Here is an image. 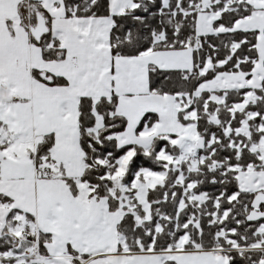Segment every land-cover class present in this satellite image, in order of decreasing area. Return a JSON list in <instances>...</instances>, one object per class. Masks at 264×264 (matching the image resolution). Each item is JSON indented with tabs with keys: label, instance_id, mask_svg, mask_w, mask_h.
<instances>
[{
	"label": "snow or ice",
	"instance_id": "snow-or-ice-1",
	"mask_svg": "<svg viewBox=\"0 0 264 264\" xmlns=\"http://www.w3.org/2000/svg\"><path fill=\"white\" fill-rule=\"evenodd\" d=\"M0 264H264V0H0Z\"/></svg>",
	"mask_w": 264,
	"mask_h": 264
}]
</instances>
